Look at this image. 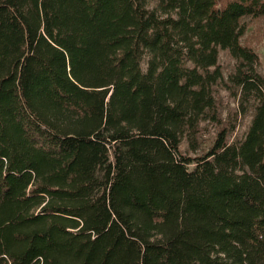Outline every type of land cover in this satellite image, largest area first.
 <instances>
[{
  "label": "trees",
  "instance_id": "16d2710c",
  "mask_svg": "<svg viewBox=\"0 0 264 264\" xmlns=\"http://www.w3.org/2000/svg\"><path fill=\"white\" fill-rule=\"evenodd\" d=\"M263 15L264 0H0V264H264V77L240 41ZM220 49L251 124L183 155L216 120Z\"/></svg>",
  "mask_w": 264,
  "mask_h": 264
},
{
  "label": "rangeland",
  "instance_id": "374dc122",
  "mask_svg": "<svg viewBox=\"0 0 264 264\" xmlns=\"http://www.w3.org/2000/svg\"><path fill=\"white\" fill-rule=\"evenodd\" d=\"M153 5V3H149ZM247 28L241 36L242 44L250 45L258 56L256 71L264 77V15L258 18H245ZM222 79L211 85L216 107V120H201L195 139V148H192L186 139L179 145L183 155L197 156L204 154L214 143L218 133L224 129L228 142H239L246 134L254 115L256 100L252 94L242 98L240 87L228 77L235 72L237 60L233 58L228 49H220L218 54ZM143 69L146 68V58L141 61ZM193 164L189 165L192 168Z\"/></svg>",
  "mask_w": 264,
  "mask_h": 264
}]
</instances>
